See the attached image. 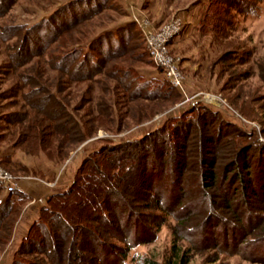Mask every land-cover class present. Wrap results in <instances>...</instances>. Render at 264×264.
Instances as JSON below:
<instances>
[{
  "label": "trees",
  "instance_id": "obj_1",
  "mask_svg": "<svg viewBox=\"0 0 264 264\" xmlns=\"http://www.w3.org/2000/svg\"><path fill=\"white\" fill-rule=\"evenodd\" d=\"M16 2L0 0V18ZM103 5L102 0L71 1L37 25L0 27L1 40L18 39L15 53L8 56L11 67L21 69L24 61L43 55L56 42H73ZM211 7L212 29L222 32L232 25L229 9L247 15L255 8L252 0H213ZM129 31L101 35L87 49L79 42L50 66L77 83L104 75L115 82L106 90L115 95L122 91L129 102L176 103V89L166 81L148 82L125 66H153L146 62V47L133 44ZM260 72L264 82V65ZM21 78L31 89L26 98L34 113L13 116H21V124L30 121L24 129L34 136L33 143L54 150L58 158L65 146L77 145L98 127L106 128V122H114L116 107L104 100L93 122L86 120L87 114H78L82 108L71 112L60 98L64 80L50 85L32 75ZM117 154H124V159ZM131 159L130 165L124 163ZM26 200L24 193L15 192L0 205V245L10 241L12 217ZM168 218L175 224L172 247L162 264H191L196 255H207L201 264H223L220 255L226 253L264 264V143L206 106L166 122L142 139L107 142L84 160L68 191L50 197L13 264H124L131 250L156 240ZM135 264L160 263L145 255Z\"/></svg>",
  "mask_w": 264,
  "mask_h": 264
},
{
  "label": "rangeland",
  "instance_id": "obj_2",
  "mask_svg": "<svg viewBox=\"0 0 264 264\" xmlns=\"http://www.w3.org/2000/svg\"><path fill=\"white\" fill-rule=\"evenodd\" d=\"M71 1L78 0H17L7 15L0 18V27L37 25ZM212 1L102 0L105 8L83 24L81 32L74 35L73 42L54 43L47 47V51H44L47 48L41 50L45 52L43 55L33 57L29 62L24 61L25 65L21 69L11 67L8 58L15 53L17 48L14 45L18 39L9 42L0 39V162L1 158L5 159L0 166L17 179L19 189L15 192L27 196L26 202L18 206V212L11 218L15 225L10 241L0 245V264H13L15 255L28 236L29 231L21 244H16L17 227L25 214L33 208L37 209L38 217L31 228L41 220L42 210L48 206L50 197L68 191L84 160L107 142L125 143L142 139L166 122L183 117L193 109L198 110L199 106H206L238 129L256 134L258 140L264 143V82L260 72L264 65V0H252L255 8L247 15L229 9L231 13L228 14V20L232 25H227L225 32L212 29L214 22L208 19L209 16L214 18ZM177 18L182 20L183 29L170 42L169 53L178 61L184 76V90H175L178 95L176 103L171 100L160 104L145 100L129 102L121 90L118 95L106 90V87L114 88L115 82L104 75L96 76L100 84L96 80L77 83L50 66L55 62L54 58L74 50L80 45L79 42L87 49L101 35L116 34L126 29L131 30L127 34H132L135 39L133 44H142L148 51L139 24L148 23L158 28ZM140 52L141 49L137 53ZM146 60L153 66L129 62L125 66H132L148 82L160 80L171 85L150 53ZM24 74L32 75L42 82L48 81L50 85H57L58 82L61 84V80H64L60 98L69 105L71 112L82 108L78 114H87L86 120H94L97 105L101 101L114 105L117 110L116 116H113L114 122H106V128L98 127L95 123L98 127L95 132H91L90 137L77 145L73 142L65 146L60 158L54 150L37 147L38 143L34 144L32 140L34 136L30 138L29 130L24 129L30 121L21 124V116H13L26 113L32 116L34 113L32 105L27 103L26 96L31 89L21 78ZM53 91H56L55 88ZM108 128L118 130L111 131ZM194 130H198V127ZM120 156L122 159L125 157L124 154H117V157ZM131 162L132 159L124 160L125 164L130 165ZM0 187L1 205L12 192L7 191L1 183ZM174 224L175 221L168 218L160 227L156 240L131 250L124 264H135L136 258L145 255L153 256L162 264L172 247L171 227ZM207 258V255H196L191 264L204 263ZM219 262L263 264L230 253L220 255Z\"/></svg>",
  "mask_w": 264,
  "mask_h": 264
},
{
  "label": "built area",
  "instance_id": "obj_3",
  "mask_svg": "<svg viewBox=\"0 0 264 264\" xmlns=\"http://www.w3.org/2000/svg\"><path fill=\"white\" fill-rule=\"evenodd\" d=\"M146 39V45L154 63L160 67L168 78L172 87L179 91L184 90V76L181 73L178 61L169 53V45L183 29L180 18L171 23L155 28L150 24H139ZM0 183L9 192H15L18 188L17 179L0 166Z\"/></svg>",
  "mask_w": 264,
  "mask_h": 264
},
{
  "label": "crops",
  "instance_id": "obj_4",
  "mask_svg": "<svg viewBox=\"0 0 264 264\" xmlns=\"http://www.w3.org/2000/svg\"><path fill=\"white\" fill-rule=\"evenodd\" d=\"M37 217H38V213H37V209L35 208L31 209L28 213L25 214L23 220L19 222V226L17 227L16 244L17 243H19V245L21 244V240H23L26 237L30 226L37 219Z\"/></svg>",
  "mask_w": 264,
  "mask_h": 264
}]
</instances>
